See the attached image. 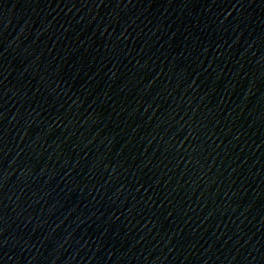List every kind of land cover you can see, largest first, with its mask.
Instances as JSON below:
<instances>
[{"label": "water", "instance_id": "water-1", "mask_svg": "<svg viewBox=\"0 0 264 264\" xmlns=\"http://www.w3.org/2000/svg\"><path fill=\"white\" fill-rule=\"evenodd\" d=\"M0 264H264V0H0Z\"/></svg>", "mask_w": 264, "mask_h": 264}]
</instances>
